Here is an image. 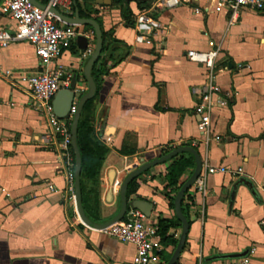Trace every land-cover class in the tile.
Listing matches in <instances>:
<instances>
[{"label": "crops", "instance_id": "crops-1", "mask_svg": "<svg viewBox=\"0 0 264 264\" xmlns=\"http://www.w3.org/2000/svg\"><path fill=\"white\" fill-rule=\"evenodd\" d=\"M97 1L77 3L103 32L114 29L113 39L120 45L116 58L123 59L108 62L98 95L81 114L95 139L109 150L97 184H86L98 223L120 212L121 186L130 173L169 150L198 142L192 148L203 161L243 172L237 177L209 176L205 198L187 194L191 225L177 264H208L217 256L245 252L246 257L228 263L264 264V13L243 10L230 25L229 6L191 0L175 10L156 12L163 30L152 45H137L135 21L129 25L122 20L113 0ZM137 2L132 0V9L137 10ZM77 9L62 14L74 18ZM3 28H14V23L0 14ZM79 29L96 45L92 28ZM77 40L50 68L61 66L68 72L69 85L63 89L77 81L75 87H84L86 93L83 70L90 57L82 58ZM213 45L220 49L216 81L221 96L230 99L212 113V129L221 141L205 144L192 89L206 82L207 71L190 62L187 53L207 52ZM40 70L33 45L0 49V264H136L135 245L81 220L69 198L65 158L39 145L46 120L33 109L32 94L19 77ZM171 163L139 176L128 196L153 224L178 220L169 197L176 198L180 189L173 191L166 180ZM194 169L181 178L182 185ZM181 233L182 226L170 231L178 242ZM176 247L164 246L163 256L151 264H166Z\"/></svg>", "mask_w": 264, "mask_h": 264}, {"label": "built area", "instance_id": "built-area-1", "mask_svg": "<svg viewBox=\"0 0 264 264\" xmlns=\"http://www.w3.org/2000/svg\"><path fill=\"white\" fill-rule=\"evenodd\" d=\"M36 1L44 8L35 5L31 0H0V14L6 15L14 23V28L0 29V49H6L14 44L29 43L36 50L42 70L30 76L21 75L19 78L28 86L32 94L33 109L46 120L48 128L40 136L39 145L46 149H56L65 158L69 168V198L75 204V159L71 126L78 101L86 89L80 85L74 88L75 98L69 116L65 119L58 118L54 112L53 101L63 88H68V72L61 66L55 68H50V66L71 48L78 37L85 36V34L79 29V25L68 24L52 12V9H56L60 13L71 14L76 0ZM190 2L191 0H153L149 9L141 11L135 17V43L152 45L163 30L161 22L154 16L156 12L175 10ZM218 2L221 6L230 7V25L237 23L243 10L264 13V0H218ZM199 12L196 10V13ZM88 40L87 48L82 53L84 59L91 57L95 50V44H92L93 39L88 37ZM219 56L220 49L215 45L207 52L190 51L187 53L190 62L201 65L207 71L206 82L201 87L192 89V94L197 98L195 111L200 116L199 130L205 144L221 141L212 129V113L215 108L227 106L228 99H230L221 96V89L216 81ZM238 67L242 69V65ZM197 146L198 142L192 143V147ZM242 172L241 168L231 171L224 166L215 167L207 160H202L201 174L187 194L190 197L199 195L205 198L209 193L207 187L209 176L218 173H232L237 177ZM262 223L264 224V221ZM103 231L124 244L135 245L137 248L136 264H151L153 261L160 260V253L164 250V246L158 235V224L151 223L141 210L128 209L121 221ZM228 261L208 264H229Z\"/></svg>", "mask_w": 264, "mask_h": 264}, {"label": "water", "instance_id": "water-1", "mask_svg": "<svg viewBox=\"0 0 264 264\" xmlns=\"http://www.w3.org/2000/svg\"><path fill=\"white\" fill-rule=\"evenodd\" d=\"M102 1L103 0H98L97 2L102 3ZM107 1L110 2V0H107ZM139 1H143V0H139ZM144 1L149 2L152 0H144ZM31 2L41 8H44V6L40 5L36 0H31ZM52 12H54L64 22L68 24L86 26V27L92 28L94 36H95V41H96L94 53L89 58L83 70V76L88 85V90L78 101L76 113L74 115L72 126H71L72 148L75 153L74 176H75L76 207L80 215V218L87 226L94 228V229H98V230H104L107 227L121 221L125 217L129 208L142 210V207L138 202H129L128 191H129V186L132 184V182H134L139 176L148 172L150 169H152L153 167L157 165L171 161L175 157L185 154V153L192 154L196 162L195 169L193 173L191 174V176L188 178V180L182 185V187L180 188L175 198V213H176L178 220L181 223L182 233H181L178 245L171 259L166 263V264H177L181 256V253L185 248L188 232L190 229V225L182 212V202L187 192L192 188L195 181L201 174L202 158L200 157L196 149L189 147V146H183V147L174 149L170 153L160 158H157L155 160H152L144 164L143 166L137 168L135 171L130 173L127 176V178L124 180L121 186V192H120L121 205H122L120 212L111 221L107 223L98 224L90 220L84 211L83 201H82V190H81L82 156H81V152L78 146V125H79L81 114L83 112L85 105L89 101L93 100L97 94V85L94 81L92 73H93L94 66L97 64L102 54V49H103L102 30H101L99 23L95 21L94 19L81 18L78 9L76 10L75 17L70 18V19L65 18L63 14L60 13L56 9H52ZM88 41H89L88 38H86L85 36H80L77 40V44L81 49L85 50L87 48ZM76 82L72 85L70 89H62L54 98V101H53L54 112L56 116L60 119L67 118L72 110L74 98H75V94L73 90L75 88ZM247 255L248 253L245 252L242 254L217 256V257H214L208 260V263L217 262V261H228V260L241 259V258L246 257Z\"/></svg>", "mask_w": 264, "mask_h": 264}, {"label": "trees", "instance_id": "trees-1", "mask_svg": "<svg viewBox=\"0 0 264 264\" xmlns=\"http://www.w3.org/2000/svg\"><path fill=\"white\" fill-rule=\"evenodd\" d=\"M89 0H85L88 2ZM118 10H120L121 18L129 25L134 23L135 17L142 11L149 9L152 2H137V10L131 8L132 0H113ZM75 8L79 9L80 17H87L88 14L80 9L77 0L75 3ZM103 49L102 54L99 58V61L94 66L93 69V78L97 85V94L99 93V89L102 85V77L108 75V62L114 61L116 64L121 62L122 58H116V52L120 48V45L117 41L113 39L114 29H111L108 32H103ZM91 101H89L83 112L86 111L91 105ZM78 146L82 156V170H81V190H82V201L83 208L87 215V217L95 223L99 222V218L97 216V212L91 211L89 207V198L87 195L86 184L88 181H94L97 184L99 178V171L102 166V162L106 154L108 153V148L104 146L101 142L95 139V131L94 129L87 123V121L82 117L80 118L78 125ZM172 150L167 151L165 154L170 153ZM74 159L75 153L73 151ZM195 167V158L192 154L185 153L179 155L178 157L172 160V163L169 167L168 174L166 176L168 187L173 189V191H177L182 187L181 178L188 173L190 169ZM133 183L129 186V193L132 192ZM187 195H185L182 202V212L186 217L189 225H191V219L189 216V206L187 204ZM170 207L175 208V198L173 196L169 197ZM99 224V223H98ZM159 231L158 235L161 238V242L164 246H173L176 247L178 245V240L174 238V236L170 235V231L173 229H178L181 227L179 220H168L162 219L158 223ZM163 256V254H160Z\"/></svg>", "mask_w": 264, "mask_h": 264}]
</instances>
